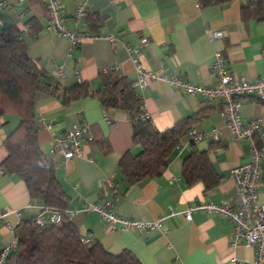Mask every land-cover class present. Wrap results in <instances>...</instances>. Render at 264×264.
Segmentation results:
<instances>
[{
  "label": "crops",
  "instance_id": "1",
  "mask_svg": "<svg viewBox=\"0 0 264 264\" xmlns=\"http://www.w3.org/2000/svg\"><path fill=\"white\" fill-rule=\"evenodd\" d=\"M5 1L6 7L0 11L2 24L16 22L23 29L34 18L42 26L35 37L27 38L28 52L38 67L62 85L88 81L95 90L100 86L99 71L113 66L134 82L136 69L126 45L136 46L143 37L148 42L142 51V63L158 74L211 85L215 81L211 69L214 55L221 52L234 75L249 80L264 76V18L242 15L241 6L248 0L204 7L198 0H58L60 14L69 28L114 38L90 39L75 47H70L68 39L49 24L47 0ZM82 4L86 13L75 18L73 13ZM95 16H101V21L91 26L90 18ZM216 30H222L224 36L212 39ZM60 65L62 74L57 73ZM136 89L158 130L185 119L187 131L210 133L216 128L218 136L193 141L186 131L161 174L125 189L119 159L126 150H137L127 113L105 109L93 95L64 106L49 91H39L35 99L37 119L40 123H55L51 130L41 126L38 130L42 150L48 151L52 132H61L72 122L86 121L93 132V140L84 145L80 156L65 163L60 156L52 157L54 175L68 198L67 210L107 199L111 208L123 216L147 221L164 217L160 229L145 231L109 229L95 211L80 212L70 219L80 233L100 241L108 251L130 250L141 264H252L254 248L232 244L229 237L233 226L221 215L194 209L190 220L184 218L186 208L195 202L231 203L237 194L230 171L247 161V143L235 138L226 126L220 115L222 102L183 92L155 78L149 79L143 89ZM240 113L243 123L259 118L264 126V99L243 96ZM17 123L14 114L0 117V164L7 155L3 142ZM192 151H205L210 172L190 184L182 170ZM0 171L1 247L13 238L6 223L16 229L35 211L28 207L32 199L24 181L5 172L1 165ZM214 181L216 184L210 186ZM259 201L264 203V188L260 189ZM5 211L8 213L2 215Z\"/></svg>",
  "mask_w": 264,
  "mask_h": 264
},
{
  "label": "trees",
  "instance_id": "2",
  "mask_svg": "<svg viewBox=\"0 0 264 264\" xmlns=\"http://www.w3.org/2000/svg\"><path fill=\"white\" fill-rule=\"evenodd\" d=\"M198 1L204 7L231 0ZM241 10L244 17L260 20L264 18V0H248ZM90 19L91 26H95L101 16ZM27 24L26 30L16 22L0 28V117L7 114L18 117L17 125L3 142L7 155L0 165L5 172L16 174L24 181L31 203L41 202L57 209L61 220L42 227L36 224L34 213L15 229L17 244L6 264H141L130 250L112 253L98 240L86 243L80 240L82 233L66 214L68 198L54 175L53 158L38 143L40 122L35 110L36 94L47 90L64 106L93 95L105 109H123L127 113L137 150L128 149L119 159L125 189L162 173L181 136L186 134V120L158 130L150 117L145 116L142 98L133 81L113 68L99 71L100 86L95 90L88 81L60 84L30 56L27 38L35 37L42 26L34 18ZM209 166L205 151H192L184 160L182 173L191 184L207 177Z\"/></svg>",
  "mask_w": 264,
  "mask_h": 264
},
{
  "label": "built area",
  "instance_id": "3",
  "mask_svg": "<svg viewBox=\"0 0 264 264\" xmlns=\"http://www.w3.org/2000/svg\"><path fill=\"white\" fill-rule=\"evenodd\" d=\"M6 7V1L0 0V11ZM84 4L80 5L73 13L75 18L83 15ZM47 14L49 24L55 27L58 35L68 39L70 47H75L80 43L96 38H107L114 41L111 35L92 34L88 32H79L69 28L64 22V18L59 11L58 0H47ZM2 21L0 20V26ZM26 26L23 27L26 30ZM224 32L216 30L211 38L222 37ZM148 39L143 37L136 46L126 45L128 57L136 69V79L133 84L136 88L143 89L149 79H161L173 87L190 94H198L204 97H213L219 99L223 104L221 117L226 126L237 139H245L248 159L246 162L235 165L231 168V176L237 187V194L231 203H215L211 201H198L189 205L184 218L191 219V212L194 209H200L209 213H217L229 221L233 226V232L229 239L232 244L242 243L245 246L254 248V258L252 264H264V203L259 201V192L264 188V126L259 118H253L248 123H243L241 119L240 106L243 96H254L264 99V76L249 80L244 76L234 75L228 69L226 58L221 52H216L214 61L211 65L212 72L215 75V81L208 86L192 83L178 76H168L158 74L146 68L141 60L142 51L147 44ZM62 65L57 67V73H61ZM118 70V66L102 69ZM144 109V107H143ZM145 116H148L146 110ZM51 122H41L40 126L51 130ZM219 130L213 128L210 133L196 131L194 129L187 131L190 140H199L202 137L213 135L218 136ZM93 140L91 126L86 122H72L70 127L61 132H52L51 141L47 154L50 157L60 156L62 162L80 156L84 145ZM179 150L181 148L179 147ZM1 172V171H0ZM107 182L110 184V180ZM110 200L99 202H85L80 208L66 210L69 217L80 212L95 211L101 219L107 224L109 229L126 231L137 229L140 231L160 229L163 216L147 221L139 218L127 217L117 213L111 208ZM28 207L35 210V222L42 227H48L58 223L61 220V213L55 209L45 206L43 203H29ZM5 211L2 215H6ZM6 226L13 232V238L10 243L0 247V264H6L7 257L17 244L15 229L9 223ZM80 240L83 243L92 240V237L82 234Z\"/></svg>",
  "mask_w": 264,
  "mask_h": 264
},
{
  "label": "water",
  "instance_id": "4",
  "mask_svg": "<svg viewBox=\"0 0 264 264\" xmlns=\"http://www.w3.org/2000/svg\"><path fill=\"white\" fill-rule=\"evenodd\" d=\"M8 24L9 23H3L0 28H4V27L8 26Z\"/></svg>",
  "mask_w": 264,
  "mask_h": 264
}]
</instances>
